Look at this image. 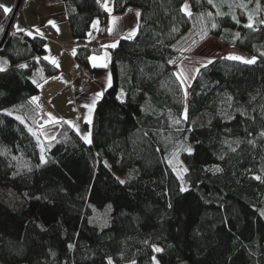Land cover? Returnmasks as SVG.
<instances>
[{
	"label": "trees",
	"instance_id": "16d2710c",
	"mask_svg": "<svg viewBox=\"0 0 264 264\" xmlns=\"http://www.w3.org/2000/svg\"><path fill=\"white\" fill-rule=\"evenodd\" d=\"M62 1L81 43L76 62L100 73L90 58L103 48L87 38L97 18L105 35L103 0ZM186 1L113 0L115 14L139 9V30L108 47L113 83L97 103L92 143L61 120L46 141L47 163L35 133L41 116L30 103L31 78L42 67L40 84L60 69L45 59V36L8 35L0 49L10 61L0 72V264H107L108 257L152 264L155 254L160 264H264V180L253 178L264 177L260 0H189L191 17L180 11ZM0 14L1 42L9 16L1 7ZM249 14L253 28L245 26ZM208 36L258 59L214 58L199 68L187 101L176 67ZM189 146L191 154L183 150ZM173 154L189 169L188 192L168 163ZM217 166L223 171L212 170Z\"/></svg>",
	"mask_w": 264,
	"mask_h": 264
},
{
	"label": "crops",
	"instance_id": "0c3cea01",
	"mask_svg": "<svg viewBox=\"0 0 264 264\" xmlns=\"http://www.w3.org/2000/svg\"><path fill=\"white\" fill-rule=\"evenodd\" d=\"M26 1H27L26 5H28L30 0H26ZM105 2H107L109 7L113 9V0H103V3ZM37 3L43 9H49L56 4H59V6L64 5L62 0H37ZM13 5L14 2L12 3V6ZM64 9H65V5H64ZM9 13H6V15H8ZM113 16L120 17V19L118 21L113 22L112 19ZM139 18L140 17L138 18L135 17L133 12H128L127 10L123 14H115L112 11L111 13H109L105 35H101L100 33L101 22L100 19L98 18L97 20L99 21V24L97 25V28L99 29V31H97V28L93 27L88 34L87 43L96 42L99 45V47H101L102 45H110L116 41H119L120 39H123L126 36L128 31H130L135 27V24L137 22L140 23ZM45 25L49 33H43L41 31L43 33L42 36H45L48 39V44L53 43L58 47H61L60 55H58L56 58L59 60L60 58H62V56L64 57L68 56L69 58L72 59L74 63L71 64L69 69L70 72L69 74L67 73L66 77L64 78L61 77V75L59 74L61 69L59 67L60 69L59 73L49 77L48 79L40 83L43 85V87H37L33 84V86L35 87V90L33 92L34 96L39 97L37 103L41 106L39 107L40 116H41L40 124L35 130L37 139L42 138L45 135L47 136L48 140L54 137L57 130V123L61 120H65L67 122L71 121L72 122L71 125L75 124L78 127L79 129L78 132L82 137L90 131L91 132L90 138L92 140V131H93V123H94L96 107L92 111L91 123L89 124L87 123L88 109L85 108L84 105L90 103L91 98L94 95H96L99 91L104 90L105 93V91L109 88L108 86L109 77H110V83L112 85L113 73L111 70V58L108 56L107 57L103 56L104 58L97 57L95 61H93L90 58L92 67L104 68L103 71L96 74L95 78L90 79V73L92 72L91 70H86L82 73L73 76L71 68L76 64V60L74 58L73 52L74 50L76 51V47L79 46L81 43L78 40H76L72 36V34L71 35L69 34L71 33V31L69 30L68 26H66V24L65 26H63L62 33L56 27L57 25H55V23L54 24L46 23ZM18 26L24 29V24L19 25L18 22ZM109 28L113 29L111 33L107 31V29ZM13 30L16 31V28H13ZM25 30L32 31L34 34H39L36 32V29L33 27L32 24L25 26ZM48 53H49V48L47 46L46 57ZM105 63L107 64V67L103 66V64ZM43 74L44 72H41L40 78L43 76ZM121 91L119 92V97ZM42 92H44L46 95V100L45 99L43 100L47 104V107H43L41 104V102H43L42 98H40ZM49 113L51 114V116H49ZM52 117H55L56 119L52 120ZM75 129L77 130V128Z\"/></svg>",
	"mask_w": 264,
	"mask_h": 264
},
{
	"label": "rangeland",
	"instance_id": "374dc122",
	"mask_svg": "<svg viewBox=\"0 0 264 264\" xmlns=\"http://www.w3.org/2000/svg\"><path fill=\"white\" fill-rule=\"evenodd\" d=\"M14 2V5L12 6V3ZM17 0H0V5H5L11 8V12L7 15L10 17L12 16L13 10L16 6ZM185 3L189 5V10H191L190 2L187 0ZM27 1L25 0L24 4H21V7L19 9V12L17 13L13 28H16L19 25L24 24V29L25 26L32 24L33 27L39 28L40 32L42 31L43 33H49L47 31L46 23L49 21H53L56 27L61 31L63 26H68L70 30V26L67 20V15L64 9V5L56 4L52 6L49 9H43L38 3L37 0H30L28 5ZM13 7V8H12ZM134 9L139 10L136 7H132ZM257 14L255 16L261 17L262 20H264V0H260L258 3V9H257ZM98 19V18H97ZM95 19V20H97ZM17 21V22H16ZM140 22V18H139ZM8 23V21H7ZM94 24V23H93ZM93 24L91 29L93 28ZM71 31V30H70ZM69 31V32H70ZM26 33V32H24ZM71 35V33H69ZM51 35V34H49ZM53 44V43H52ZM49 43L47 46L49 48V53L47 54V58L49 57L50 60H55L57 64L59 65L61 71L60 75L62 78L66 77L67 73L69 74V69L71 64L74 62L72 61L71 58L68 56L60 58L59 60L56 58L58 55H60V50L61 47H58L57 45ZM108 48H103L102 52L100 53H93L92 57H101L104 58L105 52H107V56L111 58L110 52L107 50ZM229 55H239L243 56L246 58H251L253 56L245 54L244 52H241L237 50L236 48L224 43L220 39L214 36H208L198 47H196L190 54L186 55L184 59L178 64L176 67V72L181 79V77H187L185 80V84L183 85L184 89L185 87L187 88L188 95L186 97L187 101L189 99V89L190 85L192 84L193 79L195 78L197 72L196 69L200 68V65L202 63H205L207 60L211 59L213 60L216 57H228ZM104 56V57H103ZM68 58V59H67ZM0 61H4L5 63V68L8 69L10 67V61L8 57H4L0 55ZM61 61V62H60ZM67 63V64H66ZM68 66V67H65ZM75 66H78V63L76 62ZM41 72H43L42 67H39L37 71L32 75V81L36 80L38 81L40 79ZM84 72V71H83ZM34 84V83H33ZM57 84V83H55ZM62 85V84H60ZM40 98H42L41 104L43 107H47V104L43 99L46 100V95L44 92L40 95ZM18 116V115H17ZM45 137V138H44ZM47 136H43L42 138L37 139L39 151H40V156L42 154V149H43V155L46 158V141H47ZM179 160V156L176 155V159L174 160V164L176 165L177 168H179V164L177 163ZM181 162V161H180ZM187 185V184H186ZM156 256V254H155ZM157 258V256H156ZM158 259V258H157Z\"/></svg>",
	"mask_w": 264,
	"mask_h": 264
},
{
	"label": "snow or ice",
	"instance_id": "6c2138e0",
	"mask_svg": "<svg viewBox=\"0 0 264 264\" xmlns=\"http://www.w3.org/2000/svg\"><path fill=\"white\" fill-rule=\"evenodd\" d=\"M97 3H100V0H97ZM208 3L211 4V3H212V0H208ZM0 7L3 8V11H4L5 13H9V12H11V8H9L8 6L0 5ZM102 7L105 9V11H107V12H109V13H111V12L113 11V9H112L111 7H109V5H108L107 2L103 3V4H102ZM240 7H245V5H240ZM127 11H128V12H133L134 15H135V17H137V18L140 17V15H141V13H140L139 10H135V9H132V8H128ZM180 11H181V12H185V13H187L189 17H191V15H192V13H191L190 10H189V5H188L187 3H185V4L182 5ZM208 15L211 16L212 13H208ZM217 15H225V13H221V12H219V10H217ZM232 18H233V19H236L235 16H233ZM112 19H113V22H115V21H118V20L120 19V17L113 16ZM248 21H249V22H248L247 25H245V26L248 27V28H253L254 21H253V17H252L250 14H249V16H248ZM48 23H50V24H54L53 21H49ZM260 23H261L262 25H264V20H261ZM98 24H99V21L97 20V21L94 22L93 27H94V28H97V25H98ZM139 27H140V25H139V23L137 22V23L135 24V27H134L133 29H131L130 31H128L127 34H126V36H125L124 38H125V39H129V40H130V39H133V38L135 37L136 32H137V30L139 29ZM211 27H212V28H216V27H217V24H216V23H212V24H211ZM16 31H18V32H26V34L29 35V36H32V35H33V32H32V31L25 30V29H23V28H20L19 26H16ZM97 31H99L98 28H97ZM107 31H108L109 33H111V32L113 31V29L109 28V29H107ZM173 31H177V29H173ZM36 32L39 33L40 35H43V33L40 32V29H39V28H36ZM206 35H207V32H205L203 35H201L200 39L203 40V39H204V36H206ZM237 35H238V34H237ZM193 43H195V41H193ZM117 46H118V41H116V42H114V43H112V44H110V45H102L101 47H102V48H108V47H110V48H116ZM188 50H190V49H188ZM73 54H75V50H74ZM107 55H108L107 52H105L104 56L107 57ZM227 58H228V59H231V60L242 61V62L245 63V64H255V63L257 62V59H258L257 56H253V57H251V58L249 59V58H246V57H243V56H239V55H229ZM259 58H264V53H260V57H259ZM37 59H39V58H37ZM45 59H47V57H45ZM91 59H92L93 61H95V60L97 59V57L93 56V57H91ZM5 63H6V62H4V61H0V72H4V71L6 70V68H5V66H4ZM52 63L55 64L57 67H59V65L57 64V62H56L55 60H53ZM168 63H170V64H175L176 61H174V60H169ZM211 63H213V61H212L211 59H209V60H207L205 63H202V64L200 65V67H207V65H208V64H211ZM103 66H104V67H107V64L105 63V64H103ZM18 67H20V68H27L28 65H27V64H21V65H19ZM196 72L199 73V69H196ZM186 79H187V77H181V79H180V83H181V85H184V84H185V80H186ZM32 82H33L34 84H37V87H43V85L37 83L36 80H33ZM108 86H109V87L111 86V83H110V77H109V84H108ZM124 95H125L124 92L121 91V93H120V97H119V98H120V100H121L122 102H123V100H124ZM187 95H188V92H187V88L185 87V89H184V97H185V99H186ZM103 96H104V90H101V91H99L96 95H94V96L91 98L90 103H87V104L84 105V107L88 109V113H87V123H89V124L91 123L92 111H93V109L96 107V105H97V103L99 102V100L102 99ZM38 100H39V97H38V96H34V97L31 98L30 103H37ZM21 107H23V105H21ZM39 107H41V106L37 103V108H39ZM8 115H12V112L9 111V112H8ZM49 116H51L50 113H49ZM182 118H184V119L187 118V108H186V107H185L184 113L182 114ZM232 118H233V117L229 116V119H232ZM16 119L21 120V122H23V118L20 117V116H17ZM55 119H56L55 117H52V120H55ZM253 119H254V117H253ZM180 122H181V121H180L179 119L176 120V121H174V123H177V124L180 123ZM67 123L71 124L72 122H71V121H68ZM72 126H73L74 128H77V131H79L78 127H77L75 124H73ZM260 135H261V136H264V132H261ZM90 137H91V132L89 131L87 134H85V135L83 136V139H84L85 142H87L88 144H91V143H92V140H91ZM53 139H54V137H53ZM253 142H254V141H249V143H253ZM224 143L227 144V145H229V149H230L231 151H235V150H236L235 148H232V147H231V144L233 143L232 141L225 140ZM235 143L238 145V144L240 143V141L237 140V141H235ZM183 150H184L185 152L189 153V154H191L192 151H193V149H192L190 146H189V147H184ZM223 158H224V157H223V155H222V156L220 157V159H223ZM175 159H176V155L173 154V159H170V160L168 161V163H169L170 165H173V170L176 171V175H177V177L179 178V180L181 181L180 191H181V192H188L190 189H189V187L186 185L185 176H186V174L189 173V169H188L187 166H184L183 163L180 162V161H177V163L179 164V168H177L176 165L174 164V160H175ZM41 161H42V163H47V159H46L45 156L43 155V149H42V154H41ZM105 163H106V162H105ZM37 166L39 167V165H37ZM29 170H30V169H29ZM212 170L215 171V172H221V171H223V169H221V168L218 167V166L215 167V168L212 169ZM261 171L264 172V168H262ZM253 178L256 179V180H258V181H262V180H264V177H262L261 175H255ZM117 179H119V178H117ZM119 182H120L121 184L126 183L125 180H119ZM37 199H39V198H37ZM168 207H172L171 203H169ZM260 215H261V216H264V210H261ZM105 224H106V221H105ZM41 228H43V226H41ZM150 247L152 248V250L154 251V253H163V252L165 251V249L162 248V247H160V246L150 245ZM151 261H152V264H160V260H158V259L156 258L155 255H153V256L151 257ZM107 264H113V260H112L111 257H108V258H107ZM131 264H136V261H135V260L131 261Z\"/></svg>",
	"mask_w": 264,
	"mask_h": 264
},
{
	"label": "water",
	"instance_id": "95a60500",
	"mask_svg": "<svg viewBox=\"0 0 264 264\" xmlns=\"http://www.w3.org/2000/svg\"><path fill=\"white\" fill-rule=\"evenodd\" d=\"M21 4H22V0H17V3H16V6H15V8L13 10L12 16L10 17V20L7 23L5 32H4L2 40L0 42V49L4 45V42L7 39L8 35L10 33H15L14 30H13V24H14L15 18L17 16V13H18V11H19V9L21 7ZM1 23H2V17H1V14H0V24ZM19 35L21 36V34H19Z\"/></svg>",
	"mask_w": 264,
	"mask_h": 264
},
{
	"label": "built area",
	"instance_id": "2783aa9c",
	"mask_svg": "<svg viewBox=\"0 0 264 264\" xmlns=\"http://www.w3.org/2000/svg\"><path fill=\"white\" fill-rule=\"evenodd\" d=\"M89 46L92 48H98L99 47V45L96 42H92L91 44H89ZM71 71H72L73 76H75V75L82 73L83 71H86V70L78 65V66H73L71 68ZM95 76H96V73H94V72L90 73V79L95 78Z\"/></svg>",
	"mask_w": 264,
	"mask_h": 264
}]
</instances>
